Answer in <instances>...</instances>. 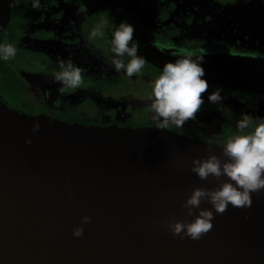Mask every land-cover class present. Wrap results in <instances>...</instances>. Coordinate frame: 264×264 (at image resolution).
<instances>
[{
  "label": "water",
  "instance_id": "water-1",
  "mask_svg": "<svg viewBox=\"0 0 264 264\" xmlns=\"http://www.w3.org/2000/svg\"><path fill=\"white\" fill-rule=\"evenodd\" d=\"M14 4L0 0V30ZM177 47L151 41L142 53L162 69ZM196 49L209 84L264 95V57ZM210 145L223 159L221 144L156 125L68 122L0 100V264H264V190L250 208L215 214L199 240L167 227L192 219L182 203L194 188L217 186L191 171ZM85 215L92 219L74 237Z\"/></svg>",
  "mask_w": 264,
  "mask_h": 264
},
{
  "label": "flooded vegetation",
  "instance_id": "flooded-vegetation-1",
  "mask_svg": "<svg viewBox=\"0 0 264 264\" xmlns=\"http://www.w3.org/2000/svg\"><path fill=\"white\" fill-rule=\"evenodd\" d=\"M236 1L39 0V7L34 8L32 6L34 0H23V5L21 0H15L14 7L20 9L19 13H22L17 15L26 20V26L18 36V52L30 57H39L43 62L54 64V68H58L54 71L21 70V73L24 77V72L54 76L60 69V61H71L80 67L82 77L87 82L77 89L87 94L81 101L70 103V106L68 103L71 101L68 98L77 89L56 96L52 104L64 111L74 109L82 103L86 105L88 99L93 101L100 111L91 92L107 93L115 90L94 86L95 81L119 80L118 83H123L126 78L130 84L138 83L143 88H151L152 81L147 78L150 80L154 78L149 75L141 74L128 78L123 71L116 73L107 63L106 58L111 55L107 44L111 37L110 31H106L104 39H97L94 42L87 40L89 31L101 18L110 17L109 26L113 27L114 21L118 20L116 15L120 16V22L127 21L134 26L139 24L146 28L149 36L146 43L156 41L189 49L216 48L264 57V16L260 10L231 6ZM27 87L28 85L26 89ZM209 89L215 91L210 87ZM221 95L223 100L219 104H211L205 100L200 110L210 111L219 116L213 132L220 140H211L208 125L201 122L187 121L182 127L169 129L187 135L199 134L200 137L197 135L192 137L222 145L224 140L234 134L236 122L241 119V114H248L255 119L264 112V95L249 97H240L235 93ZM258 106H261L263 111H258L256 109ZM144 110L146 111L145 108ZM132 116L133 112L123 120L111 117L106 121L112 119L125 121Z\"/></svg>",
  "mask_w": 264,
  "mask_h": 264
},
{
  "label": "clouds",
  "instance_id": "clouds-1",
  "mask_svg": "<svg viewBox=\"0 0 264 264\" xmlns=\"http://www.w3.org/2000/svg\"><path fill=\"white\" fill-rule=\"evenodd\" d=\"M32 6L38 8L39 0H34ZM109 25L110 17L101 18L89 31L87 40L94 42L104 39L106 31H110L107 44L111 55L106 58L107 63L116 73L123 71L128 78L138 75L145 67L146 60L138 55L139 42L133 38L134 25L127 21H121L114 27ZM16 55L17 49L13 44L0 43V60L9 61ZM173 55L177 58L163 66L152 80L151 92L147 96L151 119L161 130L179 128L186 121L195 119L205 102L204 94L209 89L203 54L194 48L177 47ZM59 68L53 79L60 84V94L75 90L84 83L81 68L71 61H60ZM222 91V87L217 86L215 91L208 93V102L219 104L223 100ZM40 128L39 122L33 123L31 131L34 136L39 134ZM25 143L31 145L32 139L26 138ZM221 149L223 159L211 150V145L208 156L193 159L191 171L201 180L214 178L217 186L192 190L182 203L187 217L192 219L169 221L167 227L173 235L199 240L213 228L215 214L224 213L229 205L250 208L253 193L264 190V117L253 119L248 114H241L234 134L223 141ZM204 202L212 207H201ZM91 219L88 215L83 216L81 223L74 227L73 236L82 237L84 225Z\"/></svg>",
  "mask_w": 264,
  "mask_h": 264
},
{
  "label": "trees",
  "instance_id": "trees-1",
  "mask_svg": "<svg viewBox=\"0 0 264 264\" xmlns=\"http://www.w3.org/2000/svg\"><path fill=\"white\" fill-rule=\"evenodd\" d=\"M223 1H233V0H223ZM21 4L23 5V0H21ZM11 19L8 24L0 30V43H11L17 49V55L15 58L9 61L0 60V100L5 102L10 108L24 111L29 114H39V113H47L59 119L66 120L68 122H82L84 124H95V125H109L112 123H117L120 126L123 125H131V126H139V125H156L155 122L149 119L146 116V111L143 109H137L133 111V116L125 121H116L114 119L109 121H104L100 114V111L96 108L93 101L88 99L86 102L88 104H80L76 106L74 109H50L44 102L36 101L32 98V96L28 93L26 86L28 82L26 78L22 75L21 70L28 71H54L58 68H54V64H49L43 62L39 57L27 56L26 54H20L18 52V36L21 31L26 26V20H23V17L18 16L20 9L12 7ZM116 21H114V25H118L120 22V16H117ZM133 38L139 42V52L138 55L143 56L142 51L143 47L146 43V40L149 38L146 28L141 27L139 24H136ZM109 35V33H107ZM106 35V34H105ZM144 57V56H143ZM60 70V69H59ZM162 69L154 66L152 63L146 61L145 67L138 74H147L152 78H155ZM84 83L87 82L83 79ZM119 81V80H118ZM118 81L113 80H103V81H95L93 83L94 86L101 87L105 90H115L117 92H125V93H137L138 91H143L145 93H150L151 88H143L138 83L133 85L128 83V79L124 78L123 83H118ZM83 83V84H84ZM82 84V85H83ZM218 85L209 84V87L212 89H216ZM221 87V86H220ZM222 93H235L240 97H249V96H257L256 93H251L243 90H231L228 88H223ZM149 91V92H148ZM232 134V133H230ZM190 136H199V134H191Z\"/></svg>",
  "mask_w": 264,
  "mask_h": 264
},
{
  "label": "rangeland",
  "instance_id": "rangeland-1",
  "mask_svg": "<svg viewBox=\"0 0 264 264\" xmlns=\"http://www.w3.org/2000/svg\"><path fill=\"white\" fill-rule=\"evenodd\" d=\"M231 6L236 8L248 7V10H260L261 14L264 16V0H237ZM251 7V8H249ZM27 78L28 87L27 91L36 101L44 102L50 109H61V107H57L52 104V100L58 96L60 93L58 92V88L60 84L54 82L53 76H47L43 74L37 73H23ZM147 80L152 81L147 78ZM213 92L211 89H208V93ZM89 93V92H88ZM92 95L97 100V103L100 108V114L104 121L113 117L114 119L123 120L129 115L132 114L135 109H146V116L151 119V108L150 102L147 100V96L149 93H144L143 91H138L132 95H125L120 92L108 91L107 93L100 92H91ZM208 93H205V100H207ZM87 94L85 91L81 89H77L72 93L70 98H68L71 102L75 104L83 98ZM208 101V100H207ZM68 106V108H70ZM258 111H263L261 106L256 107ZM107 111V112H106ZM259 115V114H258ZM214 117L215 119H210ZM218 115L215 113H211L210 111H199L196 114V118L189 120L190 122H201L205 125H208L209 134L211 140H220L216 134L213 132L216 127V122H218ZM259 117H264V112ZM152 120V119H151ZM187 122V121H186Z\"/></svg>",
  "mask_w": 264,
  "mask_h": 264
},
{
  "label": "bare ground",
  "instance_id": "bare-ground-1",
  "mask_svg": "<svg viewBox=\"0 0 264 264\" xmlns=\"http://www.w3.org/2000/svg\"><path fill=\"white\" fill-rule=\"evenodd\" d=\"M149 49L151 50L152 48H151V47H148V49H147V54H148V55L150 54V53H149V52H150Z\"/></svg>",
  "mask_w": 264,
  "mask_h": 264
}]
</instances>
